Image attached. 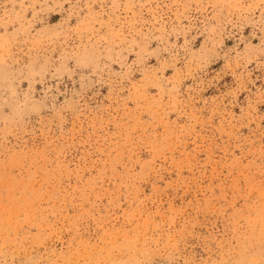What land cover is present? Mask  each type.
<instances>
[{
    "label": "rangeland",
    "instance_id": "rangeland-1",
    "mask_svg": "<svg viewBox=\"0 0 264 264\" xmlns=\"http://www.w3.org/2000/svg\"><path fill=\"white\" fill-rule=\"evenodd\" d=\"M0 264H264V0H0Z\"/></svg>",
    "mask_w": 264,
    "mask_h": 264
}]
</instances>
